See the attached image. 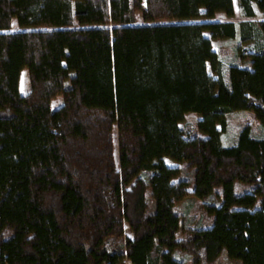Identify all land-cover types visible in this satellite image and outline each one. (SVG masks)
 I'll return each mask as SVG.
<instances>
[{"label":"trees","instance_id":"16d2710c","mask_svg":"<svg viewBox=\"0 0 264 264\" xmlns=\"http://www.w3.org/2000/svg\"><path fill=\"white\" fill-rule=\"evenodd\" d=\"M238 5L0 0V264H264V0ZM237 111L262 135L226 143ZM190 199L213 220L181 235Z\"/></svg>","mask_w":264,"mask_h":264},{"label":"rangeland","instance_id":"374dc122","mask_svg":"<svg viewBox=\"0 0 264 264\" xmlns=\"http://www.w3.org/2000/svg\"><path fill=\"white\" fill-rule=\"evenodd\" d=\"M235 6V16L233 18L228 17L224 12L218 13V19L222 20H234L237 23L241 20H248L245 17L241 9L238 5V0H234ZM256 8V17L254 19L259 20L264 18V14ZM138 20L142 21V17L139 14ZM13 27L16 29L18 28L17 20L13 21ZM207 36H210V32H206ZM240 44V37L237 36L234 39L225 38V39H216L213 40L214 49H216L221 58L223 59L225 68L228 69V66L233 61H240L239 54H242L244 50H249L250 45L242 44L240 47V51L237 52V45ZM238 53V55H237ZM217 88V82L214 81L212 84L213 91ZM30 90V80L26 70H23L21 73V91L23 93H27ZM62 97H59L57 100L53 102V107H58L62 103ZM200 116L196 113H191L187 115L184 123L182 126L185 128L186 132L193 135L197 131V121L199 120ZM250 124L252 128V132L254 135H262V129L260 127V123L256 118V115L253 111H237L233 112L229 115V130L224 135V140L226 143H232L238 136L240 129L246 125ZM169 163H174L172 160L168 159ZM192 189V186H191ZM209 200L205 199H190L187 200L182 206H180V210L183 216L182 220V229L180 234L185 235L188 234L190 230L201 227L207 226L212 223L213 216L208 213L206 204ZM187 260L186 264H195L193 259L186 255H180ZM127 264H130L127 262ZM200 264H240L237 260L231 259L226 252L221 253V255L214 261L208 262L203 261Z\"/></svg>","mask_w":264,"mask_h":264}]
</instances>
